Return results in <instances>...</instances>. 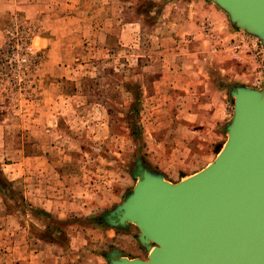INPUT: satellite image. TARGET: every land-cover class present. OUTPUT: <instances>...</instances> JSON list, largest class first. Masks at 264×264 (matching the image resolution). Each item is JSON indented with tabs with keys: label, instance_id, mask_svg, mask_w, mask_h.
<instances>
[{
	"label": "rangeland",
	"instance_id": "1",
	"mask_svg": "<svg viewBox=\"0 0 264 264\" xmlns=\"http://www.w3.org/2000/svg\"><path fill=\"white\" fill-rule=\"evenodd\" d=\"M41 21L23 20L37 32L50 24ZM113 42L110 44L115 51L103 53L101 46L96 45L97 50L85 40L71 39L74 56L69 54L66 61L80 66L53 74L43 71L49 63L48 52H38V69L29 63L19 71L20 77L0 59V120L8 126L5 141L0 136L3 205L23 208L30 249L46 250L50 263L108 264L113 249L146 258L148 253L136 238L139 231L135 226L122 230L104 222V213L120 203L135 185L136 161L142 157L147 165L165 171L173 182L207 163L195 152L190 165H176L171 143L167 145L170 150L156 151L166 128L160 125L152 131V123L158 126L163 121L162 113L153 118V111L156 106L160 108L157 112L164 111L165 104L152 102L153 90L143 86L142 80L143 101H136L132 86L136 78H141L133 67L138 61L131 53L118 55L119 45L117 40ZM18 79L24 82L18 83ZM59 96L62 98L57 100ZM232 113L233 102L229 100V116ZM225 140L222 134V143ZM149 143L155 148L151 153L147 152ZM23 172L29 181L19 177L10 180ZM39 192L57 195L70 212L51 218L36 216L34 210L42 206L36 199ZM39 240L49 245L43 246Z\"/></svg>",
	"mask_w": 264,
	"mask_h": 264
},
{
	"label": "crops",
	"instance_id": "2",
	"mask_svg": "<svg viewBox=\"0 0 264 264\" xmlns=\"http://www.w3.org/2000/svg\"><path fill=\"white\" fill-rule=\"evenodd\" d=\"M56 1L0 0V50L17 17L50 23L40 32L32 29L36 52L50 55L47 68L43 69L45 75L76 66L77 63L66 61L69 54L74 56L71 39L101 46L103 53L114 52L110 41L117 40L118 55L126 57L131 53L138 61L133 66L141 76L132 86L136 101H143L142 80L143 86L153 90L152 102L165 104L164 111L157 112L158 106L153 111V118L162 113L163 121L158 126L152 123L151 128L154 132L160 125L166 128L156 151L169 149L167 145L171 143L178 166L190 165L195 152L207 161L205 166L214 160L224 143L222 134L225 135V126L231 117L228 102L232 100L233 86L264 85V53L259 40L235 28L227 14L209 0ZM233 41L243 43L239 58H234L230 46ZM123 62L118 63L119 67ZM86 67H89L87 63ZM2 122L0 136L5 141L8 126ZM150 144L149 153L155 149ZM24 175L25 172L17 174L10 180L19 177L23 182L29 181ZM23 194L27 198L26 192ZM36 199L53 216L70 212L64 208L66 202L55 194L39 192ZM3 200L0 192V264H54L48 262L51 258L46 250L30 249L29 225L23 222V208L4 206ZM26 213L29 215L28 209ZM39 242L49 245L43 240Z\"/></svg>",
	"mask_w": 264,
	"mask_h": 264
},
{
	"label": "water",
	"instance_id": "3",
	"mask_svg": "<svg viewBox=\"0 0 264 264\" xmlns=\"http://www.w3.org/2000/svg\"><path fill=\"white\" fill-rule=\"evenodd\" d=\"M264 53V0H209ZM233 113L212 162L173 182L142 159L136 183L104 213L138 229L146 258L113 249L108 264H264V85L230 89Z\"/></svg>",
	"mask_w": 264,
	"mask_h": 264
},
{
	"label": "built area",
	"instance_id": "4",
	"mask_svg": "<svg viewBox=\"0 0 264 264\" xmlns=\"http://www.w3.org/2000/svg\"><path fill=\"white\" fill-rule=\"evenodd\" d=\"M33 30L25 26L23 20L15 18L8 31L6 38V50L0 52V59L4 62L5 66L12 69L15 72L14 76L20 77L19 71L29 63L34 65L38 69L39 63L35 59L38 52L33 46ZM230 46L235 53L234 58H239V51L242 48L243 43L240 41H233ZM34 61V62H31ZM24 82L22 79H18V83Z\"/></svg>",
	"mask_w": 264,
	"mask_h": 264
},
{
	"label": "trees",
	"instance_id": "5",
	"mask_svg": "<svg viewBox=\"0 0 264 264\" xmlns=\"http://www.w3.org/2000/svg\"><path fill=\"white\" fill-rule=\"evenodd\" d=\"M2 180L0 179V185L2 184L1 182ZM34 213L36 216H39V217H47V218H51L52 215L50 213H48L47 211H45L44 209H42L41 207H38L34 210ZM45 220V219H44Z\"/></svg>",
	"mask_w": 264,
	"mask_h": 264
},
{
	"label": "bare ground",
	"instance_id": "6",
	"mask_svg": "<svg viewBox=\"0 0 264 264\" xmlns=\"http://www.w3.org/2000/svg\"><path fill=\"white\" fill-rule=\"evenodd\" d=\"M193 175V174H192ZM191 175H187V177H185L184 179H186V178H189Z\"/></svg>",
	"mask_w": 264,
	"mask_h": 264
}]
</instances>
